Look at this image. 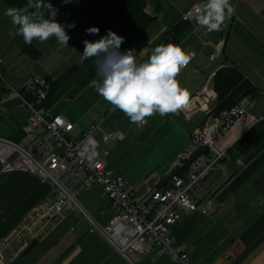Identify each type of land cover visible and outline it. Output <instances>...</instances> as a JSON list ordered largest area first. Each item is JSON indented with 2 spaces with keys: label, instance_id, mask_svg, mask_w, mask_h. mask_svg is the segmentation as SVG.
<instances>
[{
  "label": "crops",
  "instance_id": "0c3cea01",
  "mask_svg": "<svg viewBox=\"0 0 264 264\" xmlns=\"http://www.w3.org/2000/svg\"><path fill=\"white\" fill-rule=\"evenodd\" d=\"M146 1V11L153 20L144 30L118 23L109 28L125 38L120 51L134 49L140 62L147 60L162 36L182 20L184 11L194 3H202L194 0L178 11ZM231 3L235 6V15L223 31L191 35L190 25L182 35L180 42L184 50H194L197 55L189 66L181 70L177 79L192 97L220 68L237 67L257 89L253 97L255 103L219 143L223 149L229 150L230 158L206 179V185L215 198L214 215L182 213L172 226V233L177 243L187 244L193 262L230 264L226 258L228 255L235 264H264V0H231ZM52 6L58 11L56 20L63 21L62 24H76L72 30L76 32L74 39L68 41L69 47L61 45L57 48L60 51L58 55L65 59L70 51L73 54L68 60L74 56V60L69 62L74 63L71 68L83 75L93 76L96 70L90 66H95V58L80 62L83 41L97 40L85 32L86 28L93 27V22L80 18L67 7ZM71 43L77 45L75 51L69 49ZM216 48L220 49V56L212 60L211 55ZM0 60L7 76L5 56L1 52ZM76 64L78 68H74ZM15 79L7 81L18 89L28 78L24 81ZM56 79L57 85L49 100L53 109V93L62 77ZM5 93L6 89L0 85V100ZM13 100L4 103L5 111L0 108V124L11 114L5 105ZM103 102L104 109L97 112L96 117L112 107L104 99ZM27 112L28 117L21 130L14 132L6 126L0 128L3 133L0 135L22 139L29 118ZM146 120L150 125L149 132L143 135H167L172 142L156 162L157 176L149 185L152 188L161 187L179 170L178 153L188 144L202 121L187 118L181 110L178 115L161 117L156 114ZM147 182L145 178L135 181L139 196L146 193ZM96 187L106 198L102 187ZM52 201L48 182L26 172L4 173L0 163V264H172L166 255L153 259L134 253L131 259L124 258L101 233L92 231L89 220L72 203L63 214L51 216ZM90 209L104 225L109 224L113 217L109 202H104L101 208L91 206Z\"/></svg>",
  "mask_w": 264,
  "mask_h": 264
},
{
  "label": "built area",
  "instance_id": "2783aa9c",
  "mask_svg": "<svg viewBox=\"0 0 264 264\" xmlns=\"http://www.w3.org/2000/svg\"><path fill=\"white\" fill-rule=\"evenodd\" d=\"M199 4L194 3L182 14V20L192 27L191 35L209 33L195 23ZM170 42L173 43V38L166 33L159 45ZM174 44L182 45L181 42ZM188 52H194L195 57L197 55L194 50ZM219 56L220 49L216 48L211 59L217 60ZM215 75L216 72L209 76L189 98L187 107L181 109L187 118L202 121L177 156L179 169L186 166V170L173 174L166 185L154 187L139 196L130 177L114 176L109 169V151L102 150L96 138V133L101 132L104 145L126 139L121 130L102 129L108 115L116 111L113 107L86 130L76 134L78 126L49 106L52 83L57 80L54 75L34 73L21 88L16 89L7 81L5 66L0 60V85L6 89L0 108L5 111L4 103L18 99L20 106L30 114L22 139L0 135L2 172H26L48 182L53 194L51 216L63 214L72 203L89 220L92 231L101 233L126 259L139 253L153 259L166 255L172 264H200L191 260L187 244L176 242L172 226L182 213L214 215L215 198L206 185V179L230 158L229 150L223 149L219 143L255 103L253 97L247 96L235 106L217 113ZM146 124L137 123L138 126ZM203 146L208 150L188 164L187 159ZM96 186L102 187L110 200L113 217L107 225H101L94 219L78 200L81 194ZM226 258L230 264H235L230 256Z\"/></svg>",
  "mask_w": 264,
  "mask_h": 264
},
{
  "label": "clouds",
  "instance_id": "9594fccd",
  "mask_svg": "<svg viewBox=\"0 0 264 264\" xmlns=\"http://www.w3.org/2000/svg\"><path fill=\"white\" fill-rule=\"evenodd\" d=\"M70 2L63 0L64 4ZM45 8L54 18H45L41 11ZM4 15L14 29L9 34L21 36L26 45H31L33 40L43 43L55 37L60 45L69 47L66 28L76 27L74 22L67 25L57 22L52 4H44L43 0H28L23 7H8ZM234 15L231 0H205L197 6L195 23L209 33L220 32L227 28V22ZM85 32L98 35L100 29L93 26ZM124 42L125 38L111 29L98 40L83 41L80 62L95 58L97 78L89 87L112 105L113 110L122 111L132 123H146V118L156 114L178 115L187 107L190 93L181 87L177 77L195 53L170 42L157 45L147 60L140 62L134 49L120 51Z\"/></svg>",
  "mask_w": 264,
  "mask_h": 264
},
{
  "label": "rangeland",
  "instance_id": "374dc122",
  "mask_svg": "<svg viewBox=\"0 0 264 264\" xmlns=\"http://www.w3.org/2000/svg\"><path fill=\"white\" fill-rule=\"evenodd\" d=\"M148 1L178 11L183 6L185 7L187 4L194 2V0ZM199 2H204V0H199ZM147 5L148 3H146V7ZM8 7L12 6L8 5L6 0H0V52L5 56L7 65L6 78L10 81H13L15 78L24 81L34 73H51L56 78L62 77L61 83H58L53 93L54 110L56 113L64 114L71 121L73 120L78 126L76 134L86 130L92 123L101 119L106 114L100 113V117H96V113L104 109L102 97L93 88L89 87L90 82L97 78L96 73L93 76H87L71 68L74 63L69 62L74 60V56L68 60V57L73 54L69 49L75 51L78 48L74 43L70 44L71 47L68 49L67 57L62 59L58 55L60 51H57V48L59 49L61 45H58L55 37L43 42L47 43V45H42L38 40H33L31 45H26L21 36H11L9 33L14 29L10 19L4 15ZM55 11L57 10L53 8V13ZM57 13L58 11L56 12V16ZM44 15L47 18H54V15L49 16L47 9H45ZM56 21L61 24L63 23L60 20ZM72 30L66 28L68 35L71 36L69 39L71 42L76 34ZM90 67L96 70V66ZM5 106L11 114L5 117L6 120L0 124V128L3 129L9 126L14 132L21 130L28 117V112L20 106L18 99H14ZM149 126L148 123L146 126L138 127L137 123L130 122L129 118L122 111L117 110L108 115L102 129L104 131H109L110 129V131L122 130L126 134V139L104 145L102 133H96V138L101 143V149L109 151V169L114 172V176H128L134 184L138 179H147L148 182L145 185L146 193L152 188L149 187L151 180L157 176L158 171L155 169L156 162L161 157V154L167 151L168 145L172 144L167 135H143L149 132ZM49 186L51 188L50 184ZM97 188L95 187L91 192H84L78 197V200L94 219L101 225H104L101 223L102 220L93 215L92 209H90L91 206L97 207V209L101 208L104 202H109L110 205L108 197L103 198L102 191H99Z\"/></svg>",
  "mask_w": 264,
  "mask_h": 264
},
{
  "label": "trees",
  "instance_id": "16d2710c",
  "mask_svg": "<svg viewBox=\"0 0 264 264\" xmlns=\"http://www.w3.org/2000/svg\"><path fill=\"white\" fill-rule=\"evenodd\" d=\"M6 2L12 7H23L28 0H6ZM43 3L67 7L80 18L92 21L93 26L100 29L98 35H93L97 40L115 23L129 24L137 30H144L153 20V17L146 12V0H71L68 4H64L63 0H43ZM45 9L41 10L43 14ZM189 26L188 22L181 20L167 34L172 36L173 43H179ZM78 67L79 65H74V68ZM57 81L52 83L51 93ZM214 86L219 97L217 113L235 106L247 96L254 97L257 94L255 86L237 67L220 68L214 77ZM185 170L186 166L180 168L177 173H183Z\"/></svg>",
  "mask_w": 264,
  "mask_h": 264
},
{
  "label": "water",
  "instance_id": "95a60500",
  "mask_svg": "<svg viewBox=\"0 0 264 264\" xmlns=\"http://www.w3.org/2000/svg\"><path fill=\"white\" fill-rule=\"evenodd\" d=\"M208 150L207 146H203L199 148L189 159H187V163L191 164L197 156H199L201 153L206 152Z\"/></svg>",
  "mask_w": 264,
  "mask_h": 264
}]
</instances>
